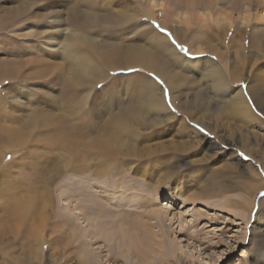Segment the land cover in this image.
<instances>
[{"label": "rangeland", "instance_id": "rangeland-1", "mask_svg": "<svg viewBox=\"0 0 264 264\" xmlns=\"http://www.w3.org/2000/svg\"><path fill=\"white\" fill-rule=\"evenodd\" d=\"M94 1L95 4L89 2L94 5L92 9V5H85L82 0H0V68L27 64L23 72L10 78L12 80L2 73L4 68L0 72V264H79L82 257L89 264H99L102 258L104 264L108 261L109 264H131L123 251L112 248L113 242L110 247L105 246L103 237H99V224L104 223L105 228L117 225L118 214L131 225L130 228L146 219L151 224V233L155 232L157 239L162 235L163 251L151 259L150 264H160L162 260L163 264H264V104L247 91L254 89L257 71L264 73V51L259 47L264 35V6L258 7L260 4L255 5L253 0H156L165 7L151 9L149 0ZM259 2L264 5V0ZM94 9L97 22L87 21L90 24L86 28H78L71 22L74 13L79 15V20H88L83 14ZM182 9L189 10L184 14ZM207 9L210 16H199V12L206 13ZM131 13L137 18L132 21L133 25L129 26L130 22L115 25V18L121 19ZM140 14L143 16L139 25ZM62 28L64 34L60 31ZM171 29L180 36H175ZM66 32L79 34L78 51L83 57L97 61V53H102L105 42L118 44L122 41L124 46L131 43L136 49L149 43L153 59L150 57L148 64L156 67L163 64V71L171 74L170 84L174 88L146 64L125 70H104L105 78L95 87V80L88 76L91 83L82 92L79 90L86 97L82 104L83 114L73 119L74 130H82V135L75 132L74 139L67 142L66 136L60 134L65 125L60 126L57 120L64 110L57 105L65 102L64 85L53 72H69V68L64 67V71L59 65L66 59V53L62 46L58 47V42H64ZM145 32L147 38H144ZM157 42L162 50L153 46ZM198 45L201 53L194 52ZM252 54H259V58L250 57ZM7 61H11L10 65ZM46 62H51L52 69L41 75L40 68ZM232 66L239 67V72L231 73ZM219 75L224 78L222 82ZM231 75H236L234 81ZM148 82L155 87L153 93L145 88ZM238 90H242L241 95L250 104L255 120L244 122L238 117L239 112L227 103L228 94L232 97ZM158 94L164 102V110L147 113L139 126L135 125L138 132L131 138L125 139L121 134L115 136L116 140L123 136L124 139L116 142L118 146L123 145L122 149L110 161L103 162L102 174L98 173L99 160L103 161L98 147L94 150L83 147V151L79 147L83 161L69 153L76 148V141L81 144L99 139L102 123L99 125L98 120L103 122V116L108 110L116 109L121 99L131 95L128 101L141 108L144 104H152L150 95ZM188 109L202 114L191 117ZM99 110L102 111L100 119ZM37 112H43L51 119L50 124L59 130L52 132L41 121L31 137L19 141L11 132L21 125L20 116L26 113L32 118ZM167 112L174 116L164 121ZM208 112L214 113L213 116L224 114L222 122L208 116ZM104 132L101 130L99 136ZM124 145H128V151ZM163 158L169 163L167 176L162 175L154 163ZM237 160L240 164L234 165ZM225 163H229L230 168ZM138 168L145 170V180H141ZM210 173L228 187L227 191L183 201L179 192L193 188L198 179L204 184ZM256 175L260 177L261 186L249 195L240 187L241 182L249 177L255 179ZM153 181L155 187L149 184ZM45 189L50 199L42 196L41 191ZM99 195L104 197L106 205L96 211L99 210ZM147 198H150V205L146 203ZM226 198L240 202L244 211L222 203ZM248 199L249 206L246 205ZM154 209L161 212L153 214ZM38 214L43 216L40 219L43 225L35 234L31 226L37 224L34 219ZM86 232L91 233L92 239ZM133 235L134 232L128 237L132 246ZM141 238L146 240L143 235Z\"/></svg>", "mask_w": 264, "mask_h": 264}, {"label": "bare ground", "instance_id": "bare-ground-1", "mask_svg": "<svg viewBox=\"0 0 264 264\" xmlns=\"http://www.w3.org/2000/svg\"><path fill=\"white\" fill-rule=\"evenodd\" d=\"M93 2L94 4H95V2L96 1H94V0H82V3H84L85 5L87 4H90V5H92V3H89V2ZM259 1H261V0H258V1H256V0H253V3L255 4V5H259L260 4V6H258V7H262V6H264V5H261V2H259ZM263 1V0H262ZM81 2V1H80ZM149 3H150V8L151 9H153V8H160V7H163V5L164 4H162V3H159V2H157L156 0H149ZM97 6V5H96ZM168 6V5H167ZM15 7V6H14ZM21 8H22V6H20ZM164 7H165V5H164ZM208 7V5L206 6V8ZM12 8V7H11ZM90 8H94V5H92ZM101 9H102V6L100 7ZM20 9V8H19ZM23 9V8H22ZM73 9V8H72ZM104 9V8H103ZM8 10V9H7ZM14 10V9H13ZM17 10V9H16ZM25 10V9H24ZM75 10V9H74ZM180 9H175V11H179ZM189 9H182L181 10V13H184V14H186L185 12L186 11H188ZM206 10V9H205ZM261 10H262V8H261ZM81 11V9L79 10V12ZM91 11H93V10H91ZM90 11V13H88V14H91V15H89L88 16V14H86V12L83 14V16L85 15V17H88V20H79V19H81L80 17H78L79 15H77V14H75L74 12V14H73V18L71 19V22H73V25H75V26H77L78 28H86L87 26H89V24L91 23V22H93V23H95V22H97V19H96V17H97V13H96V9H94V11L93 12H91ZM200 11V10H199ZM199 11H197V12H199ZM16 12H18V11H16ZM75 12H77V11H75ZM262 12V11H261ZM175 13V12H174ZM11 14H13V13H11ZM19 14V13H18ZM25 14H26V12H25ZM80 14H81V12H80ZM262 14V13H261ZM21 15H23V14H21ZM263 15V14H262ZM19 16H20V14H19ZM81 16V15H80ZM141 16H143L142 14H140L139 15V19H138V24L140 25V20H141ZM199 16H202V17H208V16H210V12L208 11V9H207V12L206 13H204V11L203 12H199ZM259 16V15H258ZM258 16H257V18H258ZM261 16V15H260ZM4 18V17H3ZM264 18V17H263ZM262 18V19H263ZM5 19H7V17L5 18ZM86 19V18H85ZM137 18H136V15L134 14V13H131V14H129V15H125L124 17H122L121 19H114V23H115V25H119L120 23L122 24V23H125V22H130V24H129V26H131V25H133V22L132 21H134V20H136ZM12 19H10V21H11ZM6 21V20H5ZM9 21V20H8ZM87 21H89V22H87ZM16 22V21H15ZM175 27V26H174ZM61 31V33L62 34H64V31H63V28L60 30ZM171 31L175 34V36H180L178 33H177V31L176 30H174V29H171ZM150 31H148V33H149ZM66 34H68V32H66ZM137 35V34H136ZM84 36V35H83ZM82 36V39L83 40H86V41H88V39L86 38V37H83ZM146 36H148L147 35V32H145L144 33V38L146 37ZM154 36V35H153ZM257 36H259V35H257ZM159 37V36H158ZM142 38V37H141ZM147 38V37H146ZM163 37H161V39H162ZM260 38V37H259ZM63 40H64V42H62V44L61 43H59L58 41V47H61L64 51H65V55H64V58L66 57V59H64V60H66L65 62H64V60H63V63L61 64H59L60 65V67L63 69L64 67H65V69H66V67L67 68H69V72L68 73H66V72H57V71H53L54 73V75L58 78H61L62 79V84L64 85V98H65V104L63 103V105L62 104H57V105H59V107L60 108H62L63 107V113L60 115V116H58L57 117V120H58V122H59V124H60V126H62L63 124L65 125V127H64V129H62L61 128V130H60V134L61 135H63L64 137L66 136V139H67V142L68 141H71V138L72 139H74V137H73V135H75V132H79L81 135H82V130L80 131V130H74L75 129V127L73 126V119H78L77 118V116L78 115H80L81 113L83 114V105L82 104H84L85 103V101H86V97L85 96H83L82 95V93H79V90H80V92H82V90L83 89H85V87L88 85V83L90 82L89 80H88V76H90L92 79H94L95 80V82H94V87H95V85L97 84V82L98 81H101L103 78H105V71H110L112 68L114 69H129V68H133V67H135V66H137V65H141V64H146L150 69H152V70H155L158 74H160L161 76H162V78H164L166 81H167V83H169L168 85H169V87H171V88H174V86H173V84H170V76H171V74H170V76H169V74H167L166 72H164L163 71V68L161 67V65H163V64H160L159 65V67H156L155 65H153L152 63H149L148 64V61H149V58L151 57V59H153V55H152V53H150V49H151V46H149V43H148V45H146V44H144V45H141V48L140 49H136L137 47H134L133 46V44H131V43H129V45H127V46H124V43L121 41L120 43H118V44H115L116 42H114V41H112V42H105L104 44H103V46H104V48H103V50H102V53H97V57L99 56V61H97V60H95V59H93L92 57L90 58V57H83L81 54H80V52L78 51V49H77V43L81 40V38H80V35L78 34V35H72V34H68V35H64V37H63ZM258 40V39H257ZM62 41V40H61ZM138 41V40H137ZM163 41V40H162ZM66 42V43H65ZM89 42V41H88ZM149 42V41H148ZM159 42V41H158ZM154 43V45L153 46H156V49H157V46H158V48L160 49V43ZM258 42V41H257ZM152 43V42H151ZM164 45L165 44H162V47H164ZM102 46V47H103ZM58 47H57V49H58ZM64 47H65V49H64ZM101 47V48H102ZM259 47H260V50H263L264 51V35L261 37V40H260V42H259ZM91 48H93L92 47V45H91ZM165 48V47H164ZM191 48H192V45H191ZM163 48H161L160 50H162ZM169 49V48H168ZM193 49V48H192ZM98 50V49H97ZM201 51V47H200V45H198L197 47H196V50L194 51V52H198V53H201L200 52ZM174 53V52H173ZM256 53V52H255ZM178 55V54H177ZM255 56V58L254 59H258L259 58V54L257 55V54H252V55H250V57H254ZM182 57V56H181ZM260 57H261V55H260ZM263 57V56H262ZM261 57V58H262ZM157 59V58H156ZM184 59V58H183ZM240 60H241V58H239ZM238 59V60H239ZM243 59V58H242ZM252 59V58H251ZM12 61V60H11ZM11 61H10V63H11ZM196 61V60H195ZM13 62V61H12ZM194 62V61H193ZM208 62V61H207ZM10 63H9V61H7V64H9L10 65ZM51 62H46V63H44V64H42V66H41V68H40V70H41V72H39V74H46V73H48L51 69H52V64H50ZM160 63H162V61L160 62ZM201 63V62H200ZM3 64H4V62H3ZM35 64V63H34ZM152 64V65H151ZM27 64L25 63V64H23L22 65V63H19L17 66H15L14 68H8V65H7V67H2V68H0V72L2 71V69H3V74H5L6 76H8L9 77V79L11 78V77H13V76H15V75H17V73H19V72H23V68L26 66ZM30 64H28V66H29ZM32 66V68L33 67H36L35 65H31ZM142 66V65H141ZM13 67V66H12ZM22 68V69H21ZM60 68V69H61ZM58 69V68H57ZM112 69V70H113ZM54 70H56V69H54ZM64 70V69H63ZM68 70V69H67ZM105 70V71H104ZM212 70V69H211ZM239 67H233L232 66V68H231V70H230V72L232 73V72H234L235 74L236 73H238L239 71ZM65 71V70H64ZM154 71V72H155ZM213 71V70H212ZM96 73V74H95ZM41 74V75H42ZM66 74V76H64ZM18 76H19V74H18ZM262 76H264V73L263 72H259V71H257V73H256V75H255V78H256V84L254 85V89L253 90H251V89H249V90H247L248 91V94L250 95V96H253V97H255L256 99H257V101H259V102H261V103H263L264 104V87L262 86L263 85V77ZM119 77V76H118ZM219 77H220V75H219ZM211 78H213V77H211ZM230 78H232L231 80L232 81H234L235 80V78H236V75H231V77ZM139 79H140V77H139ZM10 80H12V79H10ZM172 80V79H171ZM216 80H217V78H216ZM224 80V78L221 76L220 78H219V81L220 82H222ZM93 81V80H92ZM173 81V80H172ZM14 82V81H13ZM135 82V81H134ZM218 81H216V83H217ZM91 83V82H90ZM135 83H138V82H135ZM147 84V83H146ZM146 84H144V85H146ZM214 85V84H213ZM147 86L148 87H145V88H147V91H150L151 90V93H153L154 91H155V87H154V85H153V83H150V82H148V84H147ZM251 87V86H250ZM129 88V87H128ZM216 88V87H215ZM258 88V90H256L255 91V89H257ZM13 89V88H12ZM152 90H154V91H152ZM127 92V91H126ZM229 92V91H228ZM144 93H145V89H144ZM155 93H157V92H155ZM225 93V92H224ZM241 93H242V90H238V91H236V92H234V95L231 97V96H229V94H228V99L226 100V101H228L227 103L228 104H230V105H232L233 107V109L235 108L239 113L238 114H240V115H238V117H242L243 118V120H244V122H247V121H253V120H255L254 119V115L251 113V111H250V109H249V105H248V101L245 99V98H243V96L241 95ZM107 94V93H106ZM129 94V93H128ZM127 94V95H128ZM147 94V93H146ZM99 95V94H98ZM103 95H104V93H103ZM102 95V96H103ZM107 96V95H106ZM112 96H114L113 94H112ZM131 96V95H130ZM130 96L129 97H125V98H123V99H121L120 101H118V103H119V106H117V108L116 109H111V110H108V114L106 115L105 114V116H103V122L102 121H100V120H98L99 121V125H101L100 123H102V126L100 127V129H99V127L97 128V129H99V134H100V132H101V130L102 131H105L103 134H101L100 136H99V134H98V137H99V139L98 140H91V141H89V142H87V143H83V142H81V144H77V141H76V145L78 146H76V148L74 147L73 149H72V151L71 152H69L70 154L72 153L73 155V157H79L80 159L79 160H82L83 161V159L82 158H84L83 156L84 155H82V154H79V153H81V152H79V151H81L82 149H83V147H85V148H89L90 150H94L96 147H98L99 148V157H102L103 158V161L102 160H99V175L100 174H102V172H103V166H104V164H103V162L105 161V160H111L113 157H114V154H115V156L116 155H118L119 153H120V150L122 149V146H118L117 144H116V142L117 141H119V140H122V139H124L123 138V136L125 137V139H128V138H131L132 137V135H134V134H137V132L138 131H136L137 130V126H135V125H138L139 126V124L141 123V119L142 118H144L145 116H146V114L147 113H149V112H153L154 114L155 113H157V112H161V110L164 108V102L162 101V99L160 98V96H159V94L157 95V96H153V97H151V95H150V98H151V100H152V104L151 103H149V102H147V103H149V104H144L141 108H138V107H136L134 104H131L132 102H131V100H130V102L128 101L129 100V98H130ZM108 97V96H107ZM106 97V98H107ZM110 97V96H109ZM132 97V96H131ZM98 99V98H97ZM101 99V98H100ZM224 99V98H223ZM102 100V99H101ZM109 100V99H108ZM225 102V101H224ZM34 103V102H33ZM151 104V105H150ZM62 106V107H61ZM138 106V105H137ZM228 106V105H227ZM116 107V106H115ZM219 107V106H218ZM179 109V108H178ZM186 109V108H185ZM193 109V108H192ZM209 109V108H208ZM62 110V109H61ZM164 110V109H163ZM176 110H177V107H176ZM180 110V109H179ZM202 110V109H201ZM205 110V109H204ZM204 110H202V111H204ZM38 111V110H37ZM85 111V110H84ZM178 111V110H177ZM214 111V110H213ZM219 111V110H218ZM217 111V113H219ZM169 112V111H168ZM167 112V113H168ZM181 112V111H180ZM201 112V111H200ZM199 111L197 112V110H191L190 111V109H188V115L189 116H196L197 115V113H200ZM232 112V111H231ZM107 113V112H106ZM163 113H164V111H163ZM210 113H212V112H210ZM209 112H208V116H210V117H215V118H217V122L219 123V122H222V119L224 118V114H221V112H220V114H217L216 112V115H214L213 116V114H210ZM23 114V113H22ZM29 114V113H28ZM58 114V113H57ZM82 114H81V116H82ZM86 114V113H85ZM101 114H102V111H100L99 110V119H100V116H101ZM186 114V113H185ZM186 114V115H187ZM202 113H200L199 115H201ZM206 114V112H203V115H205ZM232 114H234V113H232ZM23 115H25V117H23ZM22 116H20L21 118L19 119V123L21 124H19L20 126H19V128L18 129H21V130H18V129H16V130H13L11 133H13V135L14 136H16L17 137V139L19 140V141H21V142H23V141H25V140H27V138H28V136H30L31 137V135H32V133H33V131H34V129L38 126V124L41 122V121H43L44 123V125H46V126H48L51 130H52V132L53 131H55V130H59V129H57L58 127L56 126V125H52V124H50V122H51V119L50 118H48V117H46V116H44V114H43V112H37V113H35V114H33L32 115V118L30 117H28V115L26 114V113H24ZM150 115V114H149ZM164 115V114H163ZM188 115H187V117H188ZM29 116H31L30 114H29ZM174 116V115H173ZM173 116L172 115H170L169 113H168V115H166L165 114V117H163V118H165V120L164 121H168V120H171L172 118H173ZM198 116V115H197ZM236 116V115H235ZM153 117V116H152ZM179 117V116H178ZM186 117V116H185ZM199 117V116H198ZM197 117V118H198ZM54 118H56V116L54 117ZM162 118V117H161ZM180 118V117H179ZM215 118H213V119H215ZM81 119V118H80ZM102 119V118H101ZM151 118H149V120H150ZM158 119V118H157ZM160 119V118H159ZM189 119V118H188ZM193 119V118H192ZM199 119V118H198ZM85 120V119H84ZM200 120V119H199ZM242 120V121H243ZM94 121V120H93ZM154 121H156V120H154ZM180 121H181V119H180ZM192 121V120H191ZM95 122V121H94ZM93 122V123H94ZM159 122V121H158ZM175 122V121H174ZM174 122H172V123H174ZM194 122V121H193ZM198 122V121H197ZM96 123V122H95ZM98 123V122H97ZM215 123V122H214ZM86 124V123H85ZM148 124V123H147ZM175 124V123H174ZM82 125V124H81ZM92 125V124H91ZM90 125V126H91ZM96 125V124H95ZM177 125V124H176ZM243 125V124H242ZM79 126V125H78ZM77 126V127H78ZM93 126H94V124H93ZM173 126V125H172ZM217 126H220V124H218ZM217 126H216V128H217ZM97 127V126H96ZM235 127V126H234ZM23 128V129H22ZM175 128V127H174ZM219 128V127H218ZM83 129V128H82ZM88 129H89V127H88ZM87 129V130H88ZM234 129H236V128H234ZM86 130V131H87ZM92 130V129H91ZM170 130V129H169ZM229 130V129H228ZM231 130V129H230ZM159 130H157V132H158ZM232 131V130H231ZM51 132V133H52ZM94 132H96V131H94ZM235 132V131H234ZM37 133H39V132H37ZM96 133H98V132H96ZM107 133H108V135H107ZM149 133V132H148ZM177 133V132H176ZM181 133V132H180ZM179 133V134H180ZM186 133V132H185ZM53 134H55V133H53ZM80 134H78L79 136H80ZM119 134H121V135H123V136H119L118 137V139L116 140V137L115 136H117V135H119ZM158 134V133H157ZM229 134V133H228ZM43 135V134H42ZM84 135V134H83ZM93 135V134H92ZM147 135V134H146ZM183 135V134H182ZM144 136V135H143ZM184 136V135H183ZM187 136V135H186ZM85 137V136H84ZM88 137V136H87ZM145 138H146V136H144ZM147 137H149L148 135H147ZM78 138V137H77ZM79 139V138H78ZM85 139V138H84ZM89 139H92V137L90 136V138ZM150 139V138H149ZM146 141H147V139H145ZM83 141V140H82ZM85 141V140H84ZM145 141V142H146ZM160 141V140H159ZM167 141V140H166ZM52 142V141H51ZM178 142V141H177ZM177 142H176V144H177ZM78 143H79V141H78ZM179 143V142H178ZM189 143H191V142H189ZM51 144H53V143H51ZM129 144V143H128ZM145 144V143H144ZM143 144V145H144ZM147 144V143H146ZM156 144H158V142L156 143ZM155 144V145H156ZM168 144V143H167ZM170 144V143H169ZM168 144V145H169ZM188 144V143H187ZM66 145H67V143H66ZM74 145H75V143H74ZM132 145H134V144H132ZM179 145H180V143H179ZM68 146V145H67ZM149 146V145H148ZM154 146V145H153ZM162 147H163V145H161ZM172 146V145H171ZM185 146V145H184ZM191 146V145H190ZM69 147V146H68ZM81 148V150H80V148ZM128 145H124V148H126V151H128ZM145 147V146H144ZM149 147H151V146H149ZM187 147V146H186ZM192 147H194V146H192ZM78 148V149H77ZM146 148H148V147H146ZM145 148V149H146ZM152 148V147H151ZM151 148H150V150H151ZM173 148V147H172ZM179 148V147H178ZM181 148V147H180ZM179 148V149H180ZM71 149V148H70ZM135 149V148H134ZM137 149V148H136ZM152 149H156V147L154 146V148H152ZM157 149H158V147H157ZM171 149V148H170ZM178 149V150H179ZM84 150H86V149H84ZM148 150V149H147ZM147 150H146V152H147ZM69 151V150H68ZM83 151V150H82ZM97 151V150H96ZM130 151H132L131 150V146H129V152ZM135 151V150H134ZM98 152V151H97ZM138 152H139V149H138ZM149 152V151H148ZM140 153V152H139ZM174 153V152H173ZM173 155V154H172ZM97 156V154H95V157ZM134 156H135V154H134ZM139 156V155H138ZM86 157V156H85ZM98 157V156H97ZM156 157V156H155ZM163 157H165L166 158V156L164 155ZM165 158H163V159H158V160H155V164L159 167V169H161V172H162V175H165V176H167V173H168V164L169 163H167V159H165ZM157 159V158H156ZM68 160V159H67ZM74 160H75V158H74ZM78 161V160H77ZM81 161V162H82ZM190 162V161H189ZM174 163V162H173ZM79 164V163H78ZM82 164L84 165V163L82 162ZM86 164V163H85ZM113 164H114V161H113V163H112V167H113ZM142 164H143V162H142ZM199 164V163H198ZM202 164V163H201ZM226 164V166L228 167V168H230V164L228 165L227 163H225ZM237 164H240V162L237 160V161H235L234 162V165H237ZM88 165V164H87ZM145 165V164H144ZM151 165V164H150ZM155 165V166H156ZM73 166H75V164L73 165ZM82 165H80V167H81ZM98 166V165H97ZM96 166V167H97ZM83 167V166H82ZM139 167V166H138ZM206 167V166H205ZM226 167V168H227ZM84 168V167H83ZM89 168V167H88ZM88 168H86V169H88ZM95 168V167H94ZM129 168H130V166H129ZM173 168V167H172ZM175 168V167H174ZM55 169V168H54ZM77 169V168H76ZM90 169V168H89ZM133 169H135V168H133ZM63 170V169H62ZM75 170V169H74ZM78 170H79V168H78ZM83 169H81L80 170V172L82 171ZM136 170V169H135ZM134 170V171H135ZM138 170L141 172L140 173V178H141V180L142 179H146L147 178V176H146V172H145V170L144 169H140V168H138ZM48 171V170H47ZM77 171V170H76ZM91 171V170H90ZM137 171V170H136ZM84 172V171H83ZM195 174H197V173H195ZM138 175H139V173H138ZM196 176H198V175H196ZM255 176V175H254ZM259 176V175H258ZM257 175H256V177H254L255 179H250V177L247 179V180H243L244 182H241V183H243L242 184V186H240V187H242L243 189H245L248 193H249V195L250 194H253V192H255V191H257V189H259L260 188V186H261V184H260V177H258ZM139 178V177H138ZM257 180V181H256ZM86 181V180H85ZM194 181H196V180H194ZM240 181V180H239ZM45 182H46V180H45ZM156 182H157V180H156ZM155 182V183H156ZM155 183H154V181L153 182H150L149 184H151V186L152 187H155L156 185H155ZM157 184H158V182H157ZM239 185V184H238ZM133 187V186H132ZM151 187V188H152ZM41 189H42V187H40ZM39 188V189H40ZM99 188V187H98ZM100 189L102 190V192L104 191V192H106V194H107V191H105L104 189H102L101 187H100ZM227 189H228V187H226L225 185H223V184H221V182L218 180V178H217V176H214V175H212V173H210V174H208L207 176H206V178H205V183L204 184H202V182H201V180H199L198 179V182L196 181V184H194V186H193V188H189V187H187V189H183V191L181 190L180 192H179V194L183 197L182 199H183V201H188V200H198V198L199 197H212V195L213 196H215L216 194L215 193H217L218 191H227ZM95 192V191H94ZM39 193V192H38ZM96 193V192H95ZM184 193H186V195H184ZM40 194V193H39ZM41 194H42V196L44 195L47 199H50L49 197V191H47V189H45V190H42L41 191ZM94 194V193H93ZM92 194V195H93ZM97 194V193H96ZM124 194V193H123ZM41 196V197H42ZM95 196V195H94ZM97 196V195H96ZM106 196H108V194L106 195ZM99 210H96V211H100L101 210V208L103 207V206H105L106 205V203L104 202L105 200L103 199L104 197H102L101 195H99ZM28 199V198H27ZM91 199V198H90ZM42 200V199H41ZM104 200V201H103ZM13 202V201H12ZM29 202V201H28ZM223 202H225L226 204L225 205H233L234 207H235V209H239V210H241V211H244V209H243V206H242V204H240V202H237V201H235V200H232L231 201V199H228V198H226L224 201H222V203ZM31 203V202H30ZM146 203L148 204V205H150V198H147V201H146ZM228 203V204H227ZM250 203H251V201H250V199H248V200H246V205L247 206H249L250 205ZM88 204V203H87ZM91 204V203H90ZM96 204V203H95ZM16 205V204H15ZM14 205V206H15ZM98 205V204H97ZM5 206V205H4ZM26 206V205H25ZM88 206V205H87ZM91 206H93L92 204H91ZM24 207V206H23ZM30 207V206H29ZM222 207H226V206H223L222 205ZM228 207V206H227ZM233 207V208H234ZM8 208H9V206H8ZM12 208V207H11ZM10 208V209H11ZM37 208V207H36ZM36 208H34V209H36ZM94 208V207H93ZM97 208V209H98ZM6 209V208H5ZM9 209V210H10ZM19 209V208H18ZM74 209V208H73ZM95 209V208H94ZM93 209V210H94ZM13 210H14V208H13ZM12 210V211H13ZM22 210H23V208H22ZM28 210V209H27ZM77 210V209H76ZM75 210V211H76ZM117 210V209H116ZM12 211H11V213H12ZM26 211V210H25ZM95 211V210H94ZM4 212L6 213V211L4 210ZM15 212V211H14ZM28 212V211H27ZM33 212V211H32ZM84 212V211H83ZM152 212H153V214H159L161 211L160 210H157V209H154V210H152ZM9 213H10V211H9ZM8 213V214H9ZM16 213H17V210H16ZM18 213H22V212H20L19 210H18ZM31 213V212H30ZM77 213V212H76ZM78 213H80V212H78ZM2 214V213H1ZM7 214V215H8ZM23 214V213H22ZM26 214V213H25ZM32 214V213H31ZM43 214V213H42ZM45 214V213H44ZM44 214H43V216H44ZM86 214V213H85ZM118 214V213H117ZM137 214V213H136ZM141 214V213H140ZM4 215V214H3ZM6 215V214H5ZM6 215V216H7ZM30 215V214H29ZM28 215V216H29ZM35 215H37V214H35ZM78 215V214H77ZM152 215V214H151ZM173 215V214H172ZM5 216V217H6ZM11 216V215H10ZM12 216H14V215H12ZM16 217H17V215H15ZM24 216H27V215H24ZM23 216V217H24ZM34 216V215H33ZM43 216L42 217H40L39 216V214H38V216H34L35 217V221H37V224H35V225H33V226H31V230L32 231H34L35 232V234L41 229V227H42V225H43V223H42V221H40V219L41 218H43ZM118 216V220H117V225L115 224V225H113L111 228H108V227H103V225H104V223L102 224V223H100L99 224V229H100V231H99V237H103V239H104V243L103 244H105V246H109V245H111V243L113 242V244L115 245L114 247H112V248H114V249H119L120 251H123L122 253L124 254V257L125 258H127V260H129V261H131L132 263L131 264H150L151 263V259H154L155 257H156V255L158 254V253H161L162 251H163V244H162V239H161V236L162 235H160V239L158 238H156L158 235H156V233L155 232H153L152 231V233H151V230H150V228H151V224L145 219V220H142V221H135L137 224H133L134 226H132L133 228H130L131 227V225H129V224H126L124 221H123V218L124 217H122V215H120V214H118L117 215ZM145 216V215H144ZM79 218V217H78ZM144 218V217H143ZM147 219H148V217H146ZM195 218H197V217H195ZM2 219V218H1ZM25 219V218H24ZM27 219V218H26ZM32 218H30V220H31ZM141 219V218H140ZM42 220V219H41ZM125 220V219H124ZM3 221H4V219H3ZM25 222H26V220H24ZM44 221V220H43ZM132 221V220H131ZM169 222H170V218H169ZM14 223H16V222H14ZM23 223V222H22ZM24 224V223H23ZM66 225V224H65ZM181 226V225H180ZM47 229V228H46ZM43 230V229H42ZM25 232V231H24ZM41 232V231H40ZM132 232H134V238H133V245L134 246H132V244H130V242H128L129 241V239H128V237H129V235L132 233ZM87 234H88V236L90 237V239H92V235H91V233H88V232H86ZM156 235V237L154 236V234ZM58 234H60V233H58ZM144 236V237H146V240H143L142 238H141V236ZM37 236V235H36ZM35 236V237H36ZM137 236V237H136ZM58 237V236H57ZM155 238V239H154ZM31 239V238H30ZM32 239H34V238H32ZM52 239V238H51ZM157 239V240H156ZM39 240V239H38ZM52 241V240H51ZM53 241H54V238H53ZM55 242V241H54ZM69 242V241H68ZM90 244V243H89ZM67 245H69V244H67ZM154 245H156V246H154ZM100 247L101 246H99V257L101 258V257H103V256H101V254H100ZM110 247V246H109ZM64 247H62V249H63ZM109 249V248H108ZM108 251V250H107ZM121 253V252H120ZM122 254V255H123ZM107 255V254H106ZM116 255V254H115ZM148 255V256H147ZM112 256H114V255H112ZM115 259H116V257H113V260L115 261ZM117 260V259H116ZM159 262V261H158ZM164 263V261L162 260L161 261V263L160 264H163ZM79 264H89V262L88 261H86V258L85 257H82V262H80L79 261ZM99 264H104V261H103V258L100 260L99 259ZM108 264H109V261H108Z\"/></svg>", "mask_w": 264, "mask_h": 264}, {"label": "snow or ice", "instance_id": "snow-or-ice-1", "mask_svg": "<svg viewBox=\"0 0 264 264\" xmlns=\"http://www.w3.org/2000/svg\"><path fill=\"white\" fill-rule=\"evenodd\" d=\"M157 27H158V26H157ZM160 31L166 33V30H164V29H160ZM166 34H168V33H166ZM168 35H170V34H168ZM173 42H174V41H173ZM182 50H183V49H182ZM8 159L11 160V157H9ZM262 195H264V193H262Z\"/></svg>", "mask_w": 264, "mask_h": 264}]
</instances>
